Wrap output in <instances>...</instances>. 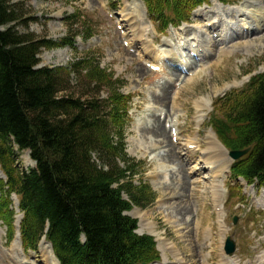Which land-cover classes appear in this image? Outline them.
Instances as JSON below:
<instances>
[{
  "label": "trees",
  "instance_id": "trees-1",
  "mask_svg": "<svg viewBox=\"0 0 264 264\" xmlns=\"http://www.w3.org/2000/svg\"><path fill=\"white\" fill-rule=\"evenodd\" d=\"M142 1L167 31L190 22L211 0ZM24 6L0 0V170L6 178L0 180V221L9 239L16 236L15 196L24 216L25 252L37 251L46 237L60 264L159 262L155 239L140 236L139 222L126 215L154 195L146 184L137 187L132 181L142 167L126 150L132 98L120 93L125 82L101 69L92 54L75 59L70 68H39L43 50L74 42L58 44L30 33L38 20ZM80 22L72 18L73 27ZM73 74L87 79L97 95L106 92V99L96 93L64 95L63 85ZM218 101L221 108L216 103L211 125L220 141L230 151L252 149L235 163L233 178L264 187V73ZM25 151L37 167L21 174L16 161Z\"/></svg>",
  "mask_w": 264,
  "mask_h": 264
},
{
  "label": "rangeland",
  "instance_id": "rangeland-1",
  "mask_svg": "<svg viewBox=\"0 0 264 264\" xmlns=\"http://www.w3.org/2000/svg\"><path fill=\"white\" fill-rule=\"evenodd\" d=\"M14 2L23 3L24 12L30 14V18L38 20L30 26V33L58 44L73 39V46L62 45L43 50L39 68H70L75 59L92 54L101 69L125 82L120 93L132 98L129 112L131 122L125 135L126 150L128 157L140 163L142 167L141 173L133 176L132 181L137 187L146 184L154 195L152 201H142L139 206L133 205V210L127 213V216L138 220L137 233L140 236L149 235V232L144 230L145 226L148 227V224L154 226L155 234L151 235L155 236L161 253V260L154 264H225L227 259L233 264H261L264 257V187L259 183L252 185L242 179H233L230 173L232 166L228 174H225L227 177L221 176L218 172L219 167L207 166L205 158L211 134L219 141L211 125L216 103L217 107L221 108L218 99L232 91L244 89L252 78L264 73V10L258 11L259 6L264 7V0H238L232 5L237 8L233 7L232 11L223 12L220 11L221 8L215 7L212 0L207 6L211 9H203L200 14L193 15L189 23L191 26L185 25L180 30L171 29L166 32L147 14L145 7L143 9L137 4L136 9L134 0H14ZM250 9L253 11L251 14ZM138 15H141V18ZM73 17L81 20L74 27ZM231 17H235L236 23H233L232 31L240 32V26L248 30L249 25L246 24L249 18L251 27L259 25L262 33L257 37H241L229 47L223 45L225 35H222L224 29L222 25ZM212 24H216V27L208 30L207 26ZM189 29L192 33L184 35ZM20 30L24 32L22 28ZM195 32H198L199 39L203 41L214 39L219 51L231 49L232 54L226 58L216 57L217 60L214 58L205 62L204 68H198L195 74L189 75L190 77L185 76L191 79V82L186 80L187 82L183 83L182 79L171 75L170 70L161 69L160 72H153L150 69L149 64H158L156 58L162 57L167 44L175 50L177 57L183 54L188 58L190 52L186 50V44L188 39H194L191 35ZM87 33H92L93 37L87 38ZM216 61L220 64L214 67ZM193 67L195 68V65ZM168 82L173 85L169 98L177 104L176 107H172L173 105L170 108L163 107L153 102L154 97L162 94V88ZM63 88L64 95L75 98L96 93L94 96L103 101L107 96L106 92L97 95L95 90L88 87L87 79L75 74ZM204 104L207 108L201 107ZM206 114L207 120L201 125L202 116ZM155 117L161 118L162 127L165 123L171 124L174 118L178 123L181 141L174 145L181 149L180 160L185 162L184 173L188 174L187 179L183 174L180 176L179 173L176 174L180 168L175 164H163L167 150L165 148L159 150L162 148L159 144L156 145L158 152L152 147L161 140L152 142L150 136H144V130L155 125L157 120ZM165 129L169 134L170 131ZM188 143L200 146L195 156L190 154ZM219 143L224 148L225 145L220 141ZM16 167L21 174L36 168L30 151L20 154ZM195 168L199 170L192 173ZM162 169L163 172L159 173L156 182L154 176ZM165 171L168 172V181L171 179L172 182H177L175 179L178 177L179 181L183 180L187 185L178 188L179 190L173 187V191L177 190L180 197L166 202V206L171 209L161 208L159 205L164 188L160 189L157 183H164ZM5 179L0 173V180L6 181ZM216 189L223 195L224 206H219L216 195L219 191L216 192ZM169 192L172 191L168 190ZM123 196L125 200L131 201L128 194L125 193ZM257 200H260L262 205H259ZM13 203L16 217L20 218L21 222L23 214L16 207L18 206L16 197H13ZM181 203L186 209L183 212ZM144 215L148 217L142 221L140 217ZM236 219L238 222L234 224ZM18 237L19 234L10 240L6 226L0 221V264H47L41 256L40 247L37 252L25 254L21 240L22 251H14ZM229 237H232L236 244L234 256H229L225 251Z\"/></svg>",
  "mask_w": 264,
  "mask_h": 264
},
{
  "label": "bare ground",
  "instance_id": "bare-ground-1",
  "mask_svg": "<svg viewBox=\"0 0 264 264\" xmlns=\"http://www.w3.org/2000/svg\"><path fill=\"white\" fill-rule=\"evenodd\" d=\"M137 4H140L141 7L143 9H145L143 3L141 2V0H134V5L136 6V9H138V5ZM214 5H215L216 8H221L222 10H220V11H222V12H223V10L232 11V10H234L233 7L237 8L236 6H224V5L220 4L217 1H214ZM207 8L211 9V8H209L207 6L202 7V8H200L199 10H197L194 13V16H196V14H200L201 10L207 9ZM262 10H264V7L261 5V6H259L258 11L262 12ZM251 12H253V11H251V9H250V14H251ZM137 13H138V11H137ZM232 15H234V13ZM250 16H249V18H250ZM138 17L141 18V15H138ZM249 18L247 19V24H246V25H249L248 30H244V27L240 26L241 27L240 28L241 29L240 32L232 31L231 27L234 25L233 23H235V17L229 18L228 22L224 23L222 25V27L224 28L223 31H222V35L223 34L225 35V36L223 35L224 36L223 45L225 44L227 47H229L232 43H234L236 40H238L241 37H246V36L257 37V36H259L262 33V29H261V27L259 25L255 26V27H251L252 24H251ZM209 23H211V22H209ZM188 26H191V25H188ZM184 27H182V28H184ZM214 27H216V24H212V26L209 28V30L213 29ZM133 29H135V28H133ZM191 33H192V30L189 29L188 31H186V33H184V35L188 36ZM197 34H198V32H195L193 35H191V37H194V39H191V40L188 39V42L186 44V50H188L190 52V53L188 52L189 53L188 54V58H187V55H185V57H184L183 54L181 56L177 57L178 55L175 52V50H173L170 47V45L168 46V44H167L166 48H165L166 50L162 53V57L156 58V60L158 61V64L152 63V65L160 66L161 69H163L165 71H169V70L172 71L171 75H173L175 77H178V79H182V82L184 83V82H187V81L188 82L192 81L191 79L188 78L190 76H188V77L184 76L183 77L184 73L187 72L188 74L189 73L190 74H192V73L195 74L198 68H204L205 62H209V61H211V59H214V58L216 59V57H218V58L225 57L226 58V56H229V55L232 54L231 49H226V51H224V52H221L222 49H220V51H219L218 50V46L216 45V42H214V39H210L209 38L206 41H203V40L199 39ZM219 37H221V36H219ZM192 53H195V57H194V55H192ZM161 59H162V61H161ZM167 61H172L175 64L176 68L168 67L166 65ZM212 62H213V60H212ZM192 64L195 65V68L193 67ZM218 64H220L219 61H216V63L214 64V67H215V65H218ZM177 68H179V69H177ZM176 69H177V71H176ZM212 69H214V68L212 67ZM192 77H195V76L192 75ZM172 89H173L172 83L168 82L167 84H165L164 87L162 88V94L159 95V96L154 97L153 102L155 104L163 106V107H169L170 108L171 105H173L172 107H176L177 104L174 101L172 102L171 99L169 98V95H170V92H171ZM210 102H211V100H210ZM201 107L202 108H207V106L205 104L202 105ZM207 116H208V114L202 116V119L200 121L201 125H203L206 122ZM155 118H157V117H155ZM170 123H172V127L176 128V130H177L176 138H177L178 142L176 141V143H173L174 141L171 142L174 139V137L171 134V130H170L169 134L166 132L165 128L167 127V125H166L167 123H165L164 127L161 126V118L160 117L157 118L155 125H153V127L146 128L144 130L143 134H144L145 137H149L150 136L152 142H158L156 140H161L158 143H156L155 145H153V144H151V145H153L152 147L157 152H158V150H156V145L157 144H159L162 147L159 150H162L164 148L167 150V151H165L166 155H165V157L163 159V164H165V165L175 164V166L176 167L178 166L180 168V170L182 169L181 171L179 170L176 174L179 173V176L183 174L184 178L187 179V175L188 174L184 173L185 162H182L180 160L181 149L176 147V145L179 144V141H181V132L179 130V126H178L177 122L173 123V121L171 120ZM169 139L171 141H169ZM209 140H210V145H209V149L206 152V158H205L206 165L207 166H212V167L217 165V167H219V171H218L219 174L221 176L227 177L225 174H228V172L230 170L229 168H230V166L232 164V161L229 159L228 153L226 152V149L223 148L220 145V143L218 142V140H217L215 135L211 134V136L209 137ZM174 144H176V145H174ZM187 145H188V147H190L189 148L190 149V151H189L190 154H192V156H195L196 155V151L198 150V148L200 146L197 144L198 147H196L197 145L194 144V143L193 144L192 143H188ZM194 146H195V149L194 150L191 149V147H194ZM189 157L191 159V156H189ZM198 170H199L198 168H195V170H192L191 172L194 173V171L197 172ZM210 171H211V169H210ZM162 172H163V169L161 171L160 170L157 171V175L154 176L156 182H158L159 173H162ZM167 173H168L167 171L164 172V176H163L164 177V183H162V182L161 183H157V186H159V188L160 187L164 188V191H162L163 198L161 199V203L159 204L160 207L161 208L167 207L169 209L170 207L166 206V202L174 200L175 198H179L180 197V193L177 190L173 191L174 190L173 187L175 186V189L176 188L178 189V188H181V187L184 188L187 185L184 183L183 180L179 181L178 177L175 179L177 182H175V181L172 182L171 179H170V181H168L167 179H169V178H168ZM174 176H175V174H174ZM173 179H174V177H173ZM176 184L178 186H176ZM168 190H170L172 192L168 193ZM216 190H217L216 192L219 191L218 189H216ZM180 192L182 193V191H180ZM220 193H221L220 191L218 192V194L216 193L217 201H219V206H221V205L224 206V203L222 201L223 195L220 194ZM257 203L259 205H262L261 204L262 202L260 200H257ZM175 205H176V203H175ZM180 206H182V212L186 210L185 207H183L182 203L180 204ZM146 217H148V215H144V216H142L140 218H141L142 221H145ZM17 224L18 225L20 224V218L17 219ZM154 229H155L154 226L150 225V224H148V227L145 226V228H144V230H147L149 232V235H151V234L154 235L155 234V230ZM139 231H141V230H139ZM139 233L142 234L141 232H139ZM144 234H147V233H144ZM209 234H210V232H209ZM226 234H227V232L224 235H226ZM16 241L17 242H16V245H15V250L14 251L19 250L21 252L22 250H21V244H20L19 237H18V239ZM158 244H159V242H158ZM40 253H41V256L44 258L43 260H45V262L47 264H59L57 258L55 257V255L53 253L52 246L47 242L46 239H43V241L40 244ZM225 264H233V263L231 261H229V259H227V260H225ZM261 264H264V257L261 259Z\"/></svg>",
  "mask_w": 264,
  "mask_h": 264
},
{
  "label": "water",
  "instance_id": "water-1",
  "mask_svg": "<svg viewBox=\"0 0 264 264\" xmlns=\"http://www.w3.org/2000/svg\"><path fill=\"white\" fill-rule=\"evenodd\" d=\"M250 152V150L247 151H242V152H232L231 153V157L234 160H240L241 158L245 157L246 155H248ZM235 223H237V220H235ZM226 251L229 255H234L236 252V245L233 242L232 238L228 239V243H227V248Z\"/></svg>",
  "mask_w": 264,
  "mask_h": 264
}]
</instances>
